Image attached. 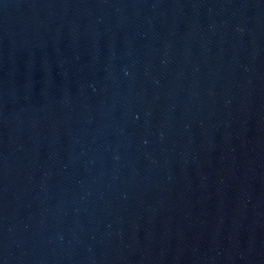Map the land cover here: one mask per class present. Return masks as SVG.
Listing matches in <instances>:
<instances>
[{
	"label": "water",
	"instance_id": "water-1",
	"mask_svg": "<svg viewBox=\"0 0 264 264\" xmlns=\"http://www.w3.org/2000/svg\"><path fill=\"white\" fill-rule=\"evenodd\" d=\"M0 264H264V0H0Z\"/></svg>",
	"mask_w": 264,
	"mask_h": 264
}]
</instances>
